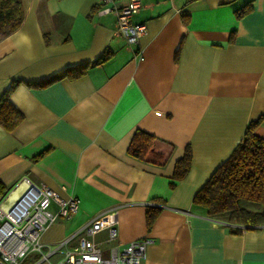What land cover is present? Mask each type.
Wrapping results in <instances>:
<instances>
[{"label":"crops","instance_id":"crops-1","mask_svg":"<svg viewBox=\"0 0 264 264\" xmlns=\"http://www.w3.org/2000/svg\"><path fill=\"white\" fill-rule=\"evenodd\" d=\"M19 1L22 21L0 39V96L15 82L9 100L22 117L11 129L0 123V183L11 190L25 178L79 200L42 231L46 258L30 253L21 264L57 262L83 236L104 255L146 237L140 264H264V224L233 232L242 225L192 202L259 117L264 138V0H140L137 45L114 33V13L98 0ZM136 129L162 140L163 163L127 151ZM187 145L190 168L171 187ZM146 206L160 208L148 229Z\"/></svg>","mask_w":264,"mask_h":264},{"label":"trees","instance_id":"trees-1","mask_svg":"<svg viewBox=\"0 0 264 264\" xmlns=\"http://www.w3.org/2000/svg\"><path fill=\"white\" fill-rule=\"evenodd\" d=\"M243 6L238 15L246 12ZM23 12L19 0H0V39L17 29L22 21ZM102 59L92 62H101ZM90 64V63H89ZM88 63L70 68L73 72L70 78L85 73ZM63 74H54L34 82L43 85L59 79ZM12 82L0 96V123L7 129L17 124L22 114L9 100V94L14 87ZM261 117L251 121L245 129L241 141L233 148L229 156L211 173L203 185L195 192L192 202L204 208L211 217H225L229 222L242 226H231L233 232H240L244 227L264 224V138L254 132ZM162 140L155 138L140 129H136L128 143L127 151L134 157L152 163H163L166 153L158 150L157 144ZM172 146L169 144L168 148ZM192 152L187 145L173 167L170 186L182 179L191 164ZM9 190V189H8ZM0 183V194L8 191ZM253 203L259 206H251ZM251 207H255L252 209ZM157 206L145 207V223L147 229L159 213Z\"/></svg>","mask_w":264,"mask_h":264},{"label":"built area","instance_id":"built-area-1","mask_svg":"<svg viewBox=\"0 0 264 264\" xmlns=\"http://www.w3.org/2000/svg\"><path fill=\"white\" fill-rule=\"evenodd\" d=\"M100 12H113L114 33L121 36L129 45H137L146 30L144 22H134L132 16L141 7L140 0H98ZM135 56L142 57V50L135 49ZM19 193H12L22 184ZM56 204V210L50 205ZM79 200L70 194L63 197L47 185H39L22 178L11 190L0 198V264H21L30 253H39L41 259L43 242L42 231L59 218H69L76 213ZM91 233L93 227H86ZM117 230L108 226L110 240L116 237ZM150 240L137 238L126 244L111 245L108 254L88 242L83 236L77 250H67L64 257L51 264H140L145 256Z\"/></svg>","mask_w":264,"mask_h":264},{"label":"rangeland","instance_id":"rangeland-1","mask_svg":"<svg viewBox=\"0 0 264 264\" xmlns=\"http://www.w3.org/2000/svg\"><path fill=\"white\" fill-rule=\"evenodd\" d=\"M247 204H251V206H259L258 204H253V203H247Z\"/></svg>","mask_w":264,"mask_h":264}]
</instances>
